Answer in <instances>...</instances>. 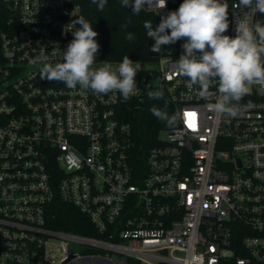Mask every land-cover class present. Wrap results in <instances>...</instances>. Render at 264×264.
Segmentation results:
<instances>
[{
	"label": "built area",
	"instance_id": "2783aa9c",
	"mask_svg": "<svg viewBox=\"0 0 264 264\" xmlns=\"http://www.w3.org/2000/svg\"><path fill=\"white\" fill-rule=\"evenodd\" d=\"M227 2L225 35L237 19L264 22ZM81 13L79 0H0V264H264V83L228 117L207 107L216 86L200 97L169 49L136 61L139 90L127 100L42 80ZM161 88L180 119L138 142L129 111ZM58 199L101 236L52 226Z\"/></svg>",
	"mask_w": 264,
	"mask_h": 264
},
{
	"label": "clouds",
	"instance_id": "9594fccd",
	"mask_svg": "<svg viewBox=\"0 0 264 264\" xmlns=\"http://www.w3.org/2000/svg\"><path fill=\"white\" fill-rule=\"evenodd\" d=\"M103 11L108 0H91ZM123 8H132L138 15L145 8L161 15L167 0H120ZM240 6L251 12L264 15V0H240ZM78 25L66 49L61 53V62L45 63L40 70L42 80L62 82L69 89L90 90L94 94L107 95L119 92L127 100L138 93L135 76L138 62L125 56L116 68L110 62L97 64L100 45L98 33L89 21L79 17ZM147 38L154 43L151 50L160 53L162 46L175 44L183 39V51L175 61L174 71L187 77L188 86H198L202 98L213 95L210 88L216 86L215 100L207 107L218 116L238 117L251 107V102L240 101L250 94V85L264 83V22L237 19L234 37L225 35L229 28L227 0H183L177 10L161 15L160 23L153 28L151 20L144 23ZM129 33L126 39L133 40ZM150 99L161 100L164 90L149 91ZM150 112L169 126L179 119L178 114L169 115L167 104L163 108L153 106Z\"/></svg>",
	"mask_w": 264,
	"mask_h": 264
},
{
	"label": "trees",
	"instance_id": "16d2710c",
	"mask_svg": "<svg viewBox=\"0 0 264 264\" xmlns=\"http://www.w3.org/2000/svg\"><path fill=\"white\" fill-rule=\"evenodd\" d=\"M79 2L82 6L80 17L89 21L98 33L96 39L100 49L96 57L97 61H122L125 56H129L135 62L154 60L148 55V43L152 39L147 38L144 23L151 20L155 29L160 23L161 15L167 12L161 11V15H157L153 11L142 10L138 15H134L131 7L123 8L121 6L120 0H108L103 11H99L97 5L93 4L91 0H79ZM129 33L134 36L131 41L126 39ZM184 42L181 39L175 44L164 45L161 52L169 49L174 55H180L183 51L181 45ZM165 104H167L168 114L173 115L174 106L167 99L165 91L164 98L161 100L150 99L147 94L142 102L129 111L128 120L132 124L138 142L153 144L159 133L168 127L165 121L157 119L150 112V108L153 106L163 108ZM50 215V224L56 228L101 236L89 219L72 204L58 199L53 204Z\"/></svg>",
	"mask_w": 264,
	"mask_h": 264
},
{
	"label": "water",
	"instance_id": "95a60500",
	"mask_svg": "<svg viewBox=\"0 0 264 264\" xmlns=\"http://www.w3.org/2000/svg\"><path fill=\"white\" fill-rule=\"evenodd\" d=\"M152 44H153V41L152 40H149V43H148V55L152 58H156L158 56L159 53H156V52H153L151 50L152 48Z\"/></svg>",
	"mask_w": 264,
	"mask_h": 264
},
{
	"label": "rangeland",
	"instance_id": "374dc122",
	"mask_svg": "<svg viewBox=\"0 0 264 264\" xmlns=\"http://www.w3.org/2000/svg\"><path fill=\"white\" fill-rule=\"evenodd\" d=\"M144 65H146V66H150V67H152V69H155V68H156V63H155V62H152V63H145Z\"/></svg>",
	"mask_w": 264,
	"mask_h": 264
},
{
	"label": "snow or ice",
	"instance_id": "6c2138e0",
	"mask_svg": "<svg viewBox=\"0 0 264 264\" xmlns=\"http://www.w3.org/2000/svg\"><path fill=\"white\" fill-rule=\"evenodd\" d=\"M186 115L189 117H193L195 114L194 113H187Z\"/></svg>",
	"mask_w": 264,
	"mask_h": 264
}]
</instances>
